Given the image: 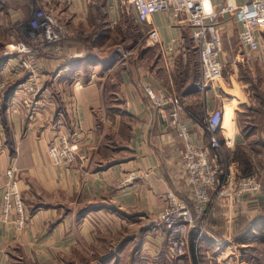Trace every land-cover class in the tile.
Returning a JSON list of instances; mask_svg holds the SVG:
<instances>
[{"label": "crops", "instance_id": "crops-1", "mask_svg": "<svg viewBox=\"0 0 264 264\" xmlns=\"http://www.w3.org/2000/svg\"><path fill=\"white\" fill-rule=\"evenodd\" d=\"M247 1L206 3L216 11ZM44 8L81 38L60 55L40 54L29 64L6 54L12 41L6 30L26 39ZM152 28L156 45L146 39ZM240 30L232 15L218 18L222 71L203 94L183 14L158 12L139 22L120 0H0V71L7 88L14 86L1 106L0 207L13 168L25 213L21 228L15 213L0 222V264H264V22L255 31V51L241 45ZM127 35H137L134 54L112 43ZM161 89L185 101L197 120L181 113L190 137L204 147L199 122L205 110L220 109V148L209 150L212 162L220 173L229 166L261 183L258 194L211 204L207 226L201 234L198 223L192 227L187 252L177 259L168 254L157 214L168 190L183 194V145L169 111L150 107ZM55 124L77 143L81 164L51 163Z\"/></svg>", "mask_w": 264, "mask_h": 264}, {"label": "built area", "instance_id": "built-area-1", "mask_svg": "<svg viewBox=\"0 0 264 264\" xmlns=\"http://www.w3.org/2000/svg\"><path fill=\"white\" fill-rule=\"evenodd\" d=\"M70 4L75 0H58ZM130 6L139 22H146L158 12H172L173 15L183 14L191 28L193 46L197 52L199 66L198 88L206 94L208 87L216 80L222 71L220 62L221 40L218 32V18L232 15L235 22L241 26L239 40L241 45L255 51L259 43L255 31L264 22V0H248L245 4H223L218 10L208 7L206 0H120ZM12 41L7 44L5 52L8 55L20 57L22 63L29 64L40 54L58 56L63 47L78 41L81 33L77 28H71L59 15L47 9H39L29 24L26 39H20L12 31L6 30ZM147 43H159V33L152 28L147 34ZM8 86V80L0 71V118L1 106ZM30 90V89H29ZM151 108L160 113L169 111V126L174 129L183 147L180 151V170L185 182L182 196L173 190L165 194V207L157 214L164 228L167 251L171 258L177 259L186 254L189 246V232L198 223L200 234L207 226L210 217V207L223 198H244L261 191L258 176L235 175L230 167H225L222 173L210 158V149L219 150V134L223 125V114L218 108L204 111L201 126L204 128L208 146L204 147L192 141L189 126L182 112L188 118H195L187 112L185 101L174 93L159 90L151 95ZM62 125L55 124L54 136L47 149L48 156L54 166H71L81 164L84 154L77 143L70 140L61 131ZM14 169L6 171L7 182L0 207V222L7 223L10 215L15 213L14 224L21 228L25 223L24 202L18 190ZM134 177L130 175L128 180Z\"/></svg>", "mask_w": 264, "mask_h": 264}, {"label": "rangeland", "instance_id": "rangeland-1", "mask_svg": "<svg viewBox=\"0 0 264 264\" xmlns=\"http://www.w3.org/2000/svg\"><path fill=\"white\" fill-rule=\"evenodd\" d=\"M126 17H128L127 15H126ZM118 30H120V28L118 27L117 28V31ZM80 32V31H79ZM137 35L135 36V35H127L126 36V38H123V40L121 41V42H119L118 40V36H116V41L115 40H113L112 41V43H115L116 42V44L117 45H120V49H122L123 51L125 50V48H126V52L125 53H128V54H130V52L131 53H133L134 54V50L136 49V47L138 46V43H137ZM145 42H143V41H141L140 42V45H139V48L137 49V52L139 53L140 51V48L143 46V45H145L144 44Z\"/></svg>", "mask_w": 264, "mask_h": 264}, {"label": "trees", "instance_id": "trees-1", "mask_svg": "<svg viewBox=\"0 0 264 264\" xmlns=\"http://www.w3.org/2000/svg\"><path fill=\"white\" fill-rule=\"evenodd\" d=\"M14 89V86H11V87H9V88H7V90H6V95L5 96H9L11 93H12V90Z\"/></svg>", "mask_w": 264, "mask_h": 264}]
</instances>
